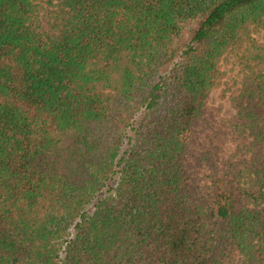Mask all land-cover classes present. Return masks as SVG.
Wrapping results in <instances>:
<instances>
[{
	"label": "trees",
	"instance_id": "trees-1",
	"mask_svg": "<svg viewBox=\"0 0 264 264\" xmlns=\"http://www.w3.org/2000/svg\"><path fill=\"white\" fill-rule=\"evenodd\" d=\"M262 32L264 0H0V264H264Z\"/></svg>",
	"mask_w": 264,
	"mask_h": 264
},
{
	"label": "rangeland",
	"instance_id": "rangeland-1",
	"mask_svg": "<svg viewBox=\"0 0 264 264\" xmlns=\"http://www.w3.org/2000/svg\"><path fill=\"white\" fill-rule=\"evenodd\" d=\"M264 33V32H262ZM263 34H260L261 37ZM246 45L240 49H235L229 52L222 63L220 74L216 79V84L211 91L210 98L208 100V114L209 120L216 126L222 128L223 125L227 126V123L232 119L235 110L232 104L233 97L238 93L240 88V81L242 78V71L238 65V57L241 55ZM225 138V137H224ZM229 137L223 141L224 147L227 152H231L233 149L232 141L227 142ZM115 185V181L110 183V187ZM241 257H238V263L241 264Z\"/></svg>",
	"mask_w": 264,
	"mask_h": 264
}]
</instances>
